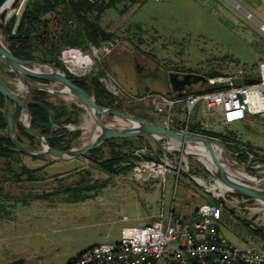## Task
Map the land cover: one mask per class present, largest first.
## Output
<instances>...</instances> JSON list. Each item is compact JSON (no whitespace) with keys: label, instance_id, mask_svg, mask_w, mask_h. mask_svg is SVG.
I'll return each instance as SVG.
<instances>
[{"label":"rangeland","instance_id":"rangeland-1","mask_svg":"<svg viewBox=\"0 0 264 264\" xmlns=\"http://www.w3.org/2000/svg\"><path fill=\"white\" fill-rule=\"evenodd\" d=\"M18 1L15 11L5 21L7 23L13 15L17 16L13 28L17 26L27 3V0ZM236 2L242 7H237ZM21 5L22 10H19ZM9 10L6 9V12ZM246 10L264 22V4L261 0H139L123 14L120 13V7L107 8L103 12L100 24L117 35L120 46L117 45L118 48L115 46L113 53L116 58L101 60V64L105 66L104 70H100L105 72L106 84L117 97L124 100V107L128 113L144 116V119L150 117L157 120V117L167 114V107L166 110L159 111L152 102L144 98L147 95L145 92L149 90L152 91L150 95H163L169 99L170 71L196 73L204 78H211L214 75L228 73L236 75L240 65L245 69L247 76L258 77L259 64L264 61V33L259 30L254 19L248 17ZM81 50L84 54L87 53L84 51H88L95 59L91 48ZM100 54L103 55L102 52ZM138 65L144 66V69H137ZM5 68L11 70L7 65ZM4 79L10 83L9 85L17 86L18 77L9 75ZM217 82L224 83L221 80ZM53 101L57 102L55 99ZM202 106L203 103L197 104L189 113L180 102L172 109L180 112V117H174L173 120L178 123L185 122L189 116V126L207 128ZM251 120L253 123L250 125L238 121L229 124L215 123L213 128L219 132L232 130L240 139L241 147L250 146L264 153V123L259 116H254ZM16 131L19 140L28 142L27 137L19 129ZM167 152L170 159L181 161V167L199 178L201 182L207 185L214 182L208 169L198 159L181 155L176 149ZM18 158L30 171H32L30 167L34 165L51 163L30 158L24 153ZM82 161L89 165L82 172L87 173L86 175L94 182L102 181L100 178L104 174L91 169L87 159L77 158L75 162ZM223 161L233 170L237 169L230 164L231 162L250 164L254 169L240 171L252 176L264 173V167H256L259 162L257 160L254 162L250 159L237 158L225 160L224 157ZM133 166H130L127 172ZM173 171L166 172L164 181L162 178H153L150 181V184L155 185L154 192L148 193L142 189L138 194L130 190L120 191L122 195L117 198L118 204L115 209L106 212L104 204L97 202L91 205L92 211L104 209L95 213L81 212L83 205L77 204L71 205L67 212L62 209L56 210V207L54 211L47 208L41 211L30 200L31 194L21 192L25 188L32 190L33 194L39 193L42 188L33 180L26 182L28 187L20 183L23 188L16 183L17 181L4 185L0 183V187L3 186L0 188V264H59L64 262L73 250L118 241L122 237L124 227L138 226L143 222L138 220V216L158 213L162 194L164 197L167 196L166 200H169L168 196L174 198L170 197L174 211L181 214L184 212L179 209L181 203L179 197L185 193L184 197L187 200L194 199L196 205L213 202L215 198L206 193L202 186L191 181L185 174L179 173L177 176ZM127 172L115 174L112 183L125 180L122 176ZM10 178L4 177L6 180ZM142 179L139 180L143 181ZM105 192L110 198L113 190ZM122 196L125 201L119 204ZM142 198L147 201L145 206L137 202ZM60 205L62 207V204ZM241 213L249 218H255L256 215L242 208ZM124 216H127L126 220ZM11 221L13 223L9 224ZM220 226L228 240L234 244H243V239L236 232L239 225L235 217L231 219L224 215ZM245 229L248 231L247 227ZM14 234H28V237L21 242L22 240L12 238L16 237Z\"/></svg>","mask_w":264,"mask_h":264},{"label":"built area","instance_id":"built-area-1","mask_svg":"<svg viewBox=\"0 0 264 264\" xmlns=\"http://www.w3.org/2000/svg\"><path fill=\"white\" fill-rule=\"evenodd\" d=\"M261 1L264 4V0ZM236 6L242 7L237 2ZM19 10H22V5ZM246 13L264 33V22L258 20L250 11L246 10ZM119 44V39L115 38L99 47L94 46L92 56L97 61L88 53L84 54L81 48H66L61 58L68 72L75 77H81L100 69L104 70L100 52H110ZM259 66L260 75L255 76L257 81L251 84L233 85L234 78L247 77L245 69L238 65L236 75L214 80L229 84L223 89L187 93L176 99L164 98L157 94H147L144 98L152 102L159 111L166 110L167 107L166 125L172 127H177L173 118L179 117V113L172 109L180 102L189 113L197 104L203 103L201 110L206 116V127L218 121L229 124L254 116H259L264 121V61ZM188 119L189 116L179 127L190 132ZM172 149L167 144L166 149L164 148L165 156L160 160L142 156V159L122 177L136 181L140 178H162L164 181L166 172L173 171L167 154V151ZM260 163L259 161L258 164ZM173 172L179 175L178 171ZM227 197V204L256 214L255 218L247 217L264 228L262 205L242 195L228 194ZM223 206L220 201L201 203L196 208L195 217H181L172 210L165 213L161 208L157 218L152 222L124 227L120 240L88 247L69 264H264V230L260 236L238 227L236 232L244 242L242 245L232 243L223 235L220 226L224 216ZM126 219L127 216H124V220Z\"/></svg>","mask_w":264,"mask_h":264},{"label":"water","instance_id":"water-1","mask_svg":"<svg viewBox=\"0 0 264 264\" xmlns=\"http://www.w3.org/2000/svg\"><path fill=\"white\" fill-rule=\"evenodd\" d=\"M7 1L0 0V94L5 102L3 114L6 117V131H8L10 141L17 150L35 159L59 162L84 158L90 150L109 141V139H125L130 145L129 156L139 154L147 159L160 160L162 156L159 155V151L164 153V144L167 143L173 149L178 150L181 155L198 159L203 163L214 178L215 182L211 185L198 181L188 170L181 167V161L177 162L169 158V163L173 169L198 183L206 193L220 201L224 206L227 205V195L235 194L246 196L264 207V173L260 176H252L240 171V169L246 171L254 169L250 164L231 162L230 164L237 170L227 166L223 161L224 157L225 160L228 158L236 159L237 154L229 150L225 141L196 132L184 131L180 127L149 121L114 106H103L95 100L93 94L89 93L83 86L78 85L82 80L81 77H70L65 69H61L52 62H44L40 58L20 59L16 57L10 49L9 35L5 30V21L8 18L5 8ZM10 1H12V8H15L19 2L18 0ZM6 65L17 74V89L12 88L4 79L1 68L5 69ZM232 81L233 85L237 86L251 84L257 81V78L236 77ZM198 82L205 83L207 79L196 73L169 72V83H171L174 97L188 93L191 87ZM36 91L51 94L53 99L76 100L91 115L94 122L93 127L86 128L74 123L62 125L54 121L51 115L49 117L51 132L49 134L36 132L32 128L33 116L30 112V105L42 104V102L27 98V94L24 95V93ZM10 103L13 104V110L10 109ZM16 123H19L29 135L38 140L40 144L38 150L19 143L16 138ZM61 127L81 131L76 140L66 149L55 148L49 144V139L54 136L56 129ZM148 142H154L156 145L153 155L148 153ZM198 144L203 146V156L206 161L200 157L202 154L197 149L193 151L191 148ZM124 163L122 162L121 165ZM256 167L263 168L264 161L262 160ZM120 169L121 167H118L116 171L120 172Z\"/></svg>","mask_w":264,"mask_h":264},{"label":"trees","instance_id":"trees-1","mask_svg":"<svg viewBox=\"0 0 264 264\" xmlns=\"http://www.w3.org/2000/svg\"><path fill=\"white\" fill-rule=\"evenodd\" d=\"M139 0H27L22 10L21 17L15 31L13 30L16 21L13 15L5 24V30L8 33V43L13 54L18 58L35 59L40 58L44 62H52L61 69H65L63 63L62 52L66 48H81L83 50L90 49L92 46L99 47L108 40L118 38L117 35L102 27L100 20L103 12L110 7H120V13L123 14L131 6ZM49 19L53 20L57 26V30L53 34H45V36L36 38L34 32L42 31L44 23ZM49 26V25H48ZM66 72H68L65 69ZM70 77H75L68 72ZM217 76V75H216ZM211 78H206L207 82L203 83L204 88L196 92H206L208 90H218L228 87L229 84L224 82L219 84ZM82 80L78 85L83 86L89 93L95 96V100L103 106H114L117 109L125 110L124 100L117 97L108 87L105 80V72L98 70L93 73L81 76ZM152 92V91H151ZM149 90L145 94L151 93ZM34 101H40L42 104L36 103L30 105V112L33 116L32 128L36 132L49 134L50 122L49 117L52 115L54 121L59 124L74 123L72 108L69 110L65 102H56L48 98L45 92H33ZM144 95V94H143ZM2 95L0 94V100ZM3 103L0 101V107ZM178 112V111H176ZM180 115V112H178ZM138 117L143 118L141 115ZM176 125V124H175ZM179 127L178 125H176ZM189 126V125H188ZM6 117L0 111V153L17 152L18 150L11 143L8 131H6ZM17 129L22 132L28 139L34 140L29 133L22 128L20 124ZM189 131L200 133L208 137H215L225 141L229 150L236 153L237 159H250L251 161H264V153L254 148L242 146L240 139L234 131L219 132L212 128H201L197 126H189ZM79 130H69L67 127L56 129L54 136L49 139V144L55 148L66 149L71 146L72 142L80 135ZM16 138L18 136L16 134ZM129 143L124 139H109L102 145L95 147L88 152L87 158L89 163L97 166L108 174L125 173L130 166L135 165L142 156H129ZM254 155V158L252 156ZM122 162H125L121 165ZM121 167L120 172L116 169ZM26 175L29 179H34L35 174L28 168ZM251 170V169H249ZM24 172V171H23ZM90 174V172H89ZM22 178V175H17ZM235 195V194H233ZM213 202H219L213 199ZM237 207L229 204L223 206L222 211L229 218H236L239 228L247 227L248 231L262 236L264 228L257 225L253 219H249L244 213L240 214ZM196 211V210H195Z\"/></svg>","mask_w":264,"mask_h":264},{"label":"crops","instance_id":"crops-1","mask_svg":"<svg viewBox=\"0 0 264 264\" xmlns=\"http://www.w3.org/2000/svg\"><path fill=\"white\" fill-rule=\"evenodd\" d=\"M120 46V45H119ZM117 47V46H116ZM114 47L110 52L107 53H103V55L99 54L101 56V60H111L116 58L114 56ZM118 48V47H117ZM92 52L94 51V46L91 47ZM87 52L88 51H84ZM90 56L91 54L88 53ZM103 64V63H102ZM103 66H105L103 64ZM139 67H137L138 69ZM108 69V68H107ZM230 75H234L233 73H228L226 75H219V76H215L213 77V80L216 79H221L223 77H228ZM247 76V75H246ZM248 78L251 77H255L254 75L251 76H247ZM204 88V85H202V82H198L195 83L192 87L191 90L193 91H189L188 93H194L200 89ZM187 94V93H185ZM183 94V95H185ZM181 95V96H183ZM162 97H165L163 95H161ZM175 95L171 92V95L169 96V99L173 98H179V97H174ZM62 101V100H61ZM63 102L66 103L67 107L69 108V110H71L72 108L76 109V110H72V115H73V121L74 124H76L77 126H82V127H86V128H91L93 127V119L91 117L90 114H88L85 109L82 107V105L80 103H78L76 100H63ZM176 106V105H175ZM177 111V110H175ZM85 112V113H84ZM164 115V114H162ZM159 116L154 120L153 118L150 117H145L147 120L149 121H155L161 124L166 125L167 120H166V115L165 116ZM144 117V116H142ZM180 117V115H179ZM178 117V118H179ZM84 118V119H83ZM254 119V117H253ZM262 122L264 123L263 119L261 118ZM175 122V121H174ZM241 122L245 125H250L252 122V120L250 118L246 119V120H241ZM182 122L178 123L175 122L176 125L180 126ZM215 123H220L218 122H214L213 125H209V127H214ZM214 130V128H213ZM248 144V143H245ZM166 145L167 143L164 144V148L166 149ZM155 143L154 142H148L147 143V150L149 155H153L154 154V150H155ZM252 146V145H251ZM127 150H130V145L129 148ZM165 151V150H164ZM159 155L162 156V158L165 156L163 151H159ZM137 156V154L135 155ZM138 157V156H137ZM83 158V157H81ZM86 160V158H83ZM77 161V159H71V160H67V161H52L50 164H38L37 166H32L31 168V172L29 173H34L35 174V178L31 179L34 181V183L38 184V187H41L42 190L39 193H32V190H26L25 188L22 189V193L25 194H31V196H29L30 200H32V202H34V206H37L39 209H41V211L45 210V208H47L49 211H54V207H56V210H61L62 211H68V209L71 208V205L73 204H77V205H83L82 208L80 209L81 212H92L95 213L98 210H103L105 208V211H109L111 209H115L116 205L118 204V197H121V192H125V191H133L135 193L138 194L139 190H144V192H154V184H150V181L153 179H142L143 181H136L133 179H129V178H125V180H118L116 181V183H112L114 181L113 180V176L115 174H108L105 171H102L100 168H98L97 166L89 163L91 165V169H94L95 171L98 170L100 171L101 174H104L101 176V180L100 182H94L93 179H90V177H88V175H86L87 173H83L82 170H85L89 165L86 162H81V163H77L75 162ZM74 163V164H73ZM87 166V167H86ZM94 171V172H95ZM28 174V170H24V172L20 173V175H22V178H20L19 180L21 181V183H23V186H27L26 182H28V180H30L29 178L26 177V175ZM24 177V178H23ZM22 186V188H23ZM28 187V186H27ZM44 190V191H43ZM106 190H113L112 195L110 196V194L108 196H110V198H108L106 196ZM121 191V192H120ZM118 192H120L118 194ZM183 193L184 190H183ZM144 194V193H143ZM174 195V193H172V196ZM186 195V193L184 194ZM183 196L179 197L178 199L181 201L180 203V211L184 212L183 214H181L180 212L177 213L174 211V206H173V201L171 196H168L169 200H166L167 196L164 197V195L162 194L161 198V204L160 207L164 209L165 213H169L170 210L173 211V213H175L176 215H179L181 217H195L196 216V208L199 204L196 205L195 200L189 198L187 200V198H185ZM102 197V198H101ZM124 196H122V200H119V204L124 200L123 198ZM172 199H171V198ZM167 201V202H166ZM171 201V202H169ZM57 202V203H56ZM97 202H102L101 204H104V208L103 209H96V211H92V207L91 205H95L97 204ZM139 203V205L141 206H145V203L147 202L146 199L142 198V199H138L137 201ZM56 203V204H55ZM204 203V202H202ZM62 204V207L61 205ZM137 205V204H136ZM161 208L159 209V211L161 210ZM158 213H154V214H141L140 216H138V220L143 221L142 223H150L153 220H155V218H157ZM13 223L12 221L9 223L11 224ZM13 236L16 237H12V238H16L19 241L22 240L21 242H23V240L25 241L26 238L28 237V234H23V235H17L14 234ZM19 237V238H18ZM97 245V244H95ZM94 246V245H92ZM91 247V246H84L83 248L80 249H76L73 250L71 253H69V256L66 258V260L64 262H60L59 264H69L70 261L76 257L77 255H79L81 252L84 251V249Z\"/></svg>","mask_w":264,"mask_h":264},{"label":"flooded vegetation","instance_id":"flooded-vegetation-1","mask_svg":"<svg viewBox=\"0 0 264 264\" xmlns=\"http://www.w3.org/2000/svg\"><path fill=\"white\" fill-rule=\"evenodd\" d=\"M43 25H44L43 30L34 32L33 36L35 35L36 38L39 39L40 37L45 36V34H47V35L53 34V32L57 30V26H56L55 22L53 20H51V19H49ZM138 67H139V69H144V66H142V65L141 66L138 65ZM1 71H2V74H4V77L10 75L12 77H16L17 78V74L14 73L13 71L9 70L8 68L7 69L6 68L5 69L1 68ZM10 86L12 88H14V89H17V86H12V85H10ZM169 89H170V92H172V89L171 88H169ZM32 93L33 92L25 93L24 95L27 94V98L33 100V96L34 95ZM48 98L53 100V96L51 94L49 95ZM55 100H57V102L61 101V100H58L56 98H55ZM0 101L3 103V106L0 107V111L3 113L4 112V108H5V102H4L3 96H2ZM9 106H10V109L13 110V104L10 103ZM18 124L19 123L15 124V131L17 129V125ZM16 134L18 135L17 131H16ZM19 143L22 144V145H25L28 148L35 149V150H38L39 146H40L38 140H36V139H34V140L28 139V142H23V140L21 139V140H19ZM21 154H23V153L20 152V151L19 152H9V153H0V183H2L3 185H4V183H7V182L14 183V181H17L16 183L19 186H22V185H20L21 181L19 179H17L18 178L17 175L22 173L24 171V169L28 168V166H26V164H23V162L18 158V156H20ZM25 155L30 157V158H33V157H31V156H29L27 154H25ZM46 162H48V161H46ZM34 166H36V165H34ZM4 177H11V178L6 180V179H4ZM1 187H3V186H1Z\"/></svg>","mask_w":264,"mask_h":264},{"label":"bare ground","instance_id":"bare-ground-1","mask_svg":"<svg viewBox=\"0 0 264 264\" xmlns=\"http://www.w3.org/2000/svg\"><path fill=\"white\" fill-rule=\"evenodd\" d=\"M11 2L12 1H10V0H8L7 1V3L5 4V8L6 9H10L8 12H7V14H8V16L14 11V8H11ZM85 113V112H84ZM84 119V118H83ZM70 127V126H69ZM192 148V150L193 151H196V149H197V151H199L202 155H200V157L204 160V161H206V158L203 156V154H204V151H203V146L202 145H200V144H198V145H196L195 147L193 146V147H191ZM246 172V171H245ZM197 180L198 181H200L199 180V178H197ZM202 180V179H201ZM214 185V184H213ZM212 188H214V187H212Z\"/></svg>","mask_w":264,"mask_h":264}]
</instances>
